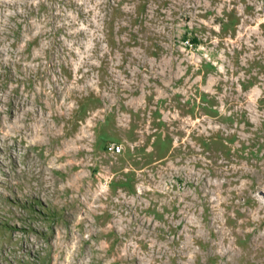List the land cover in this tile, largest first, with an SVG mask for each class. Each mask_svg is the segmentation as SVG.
Instances as JSON below:
<instances>
[{
	"label": "rangeland",
	"instance_id": "obj_1",
	"mask_svg": "<svg viewBox=\"0 0 264 264\" xmlns=\"http://www.w3.org/2000/svg\"><path fill=\"white\" fill-rule=\"evenodd\" d=\"M0 264H264V0H0Z\"/></svg>",
	"mask_w": 264,
	"mask_h": 264
},
{
	"label": "built area",
	"instance_id": "obj_2",
	"mask_svg": "<svg viewBox=\"0 0 264 264\" xmlns=\"http://www.w3.org/2000/svg\"><path fill=\"white\" fill-rule=\"evenodd\" d=\"M109 150L112 153H118L120 151L119 147H117V146H111V147H109Z\"/></svg>",
	"mask_w": 264,
	"mask_h": 264
},
{
	"label": "trees",
	"instance_id": "obj_3",
	"mask_svg": "<svg viewBox=\"0 0 264 264\" xmlns=\"http://www.w3.org/2000/svg\"><path fill=\"white\" fill-rule=\"evenodd\" d=\"M186 43L192 45V43L189 42V39H186ZM193 44H195V41Z\"/></svg>",
	"mask_w": 264,
	"mask_h": 264
}]
</instances>
